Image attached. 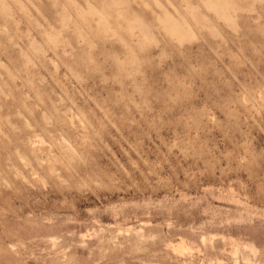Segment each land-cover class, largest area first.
Listing matches in <instances>:
<instances>
[{"label":"rangeland","instance_id":"1","mask_svg":"<svg viewBox=\"0 0 264 264\" xmlns=\"http://www.w3.org/2000/svg\"><path fill=\"white\" fill-rule=\"evenodd\" d=\"M0 264H264V0H0Z\"/></svg>","mask_w":264,"mask_h":264}]
</instances>
